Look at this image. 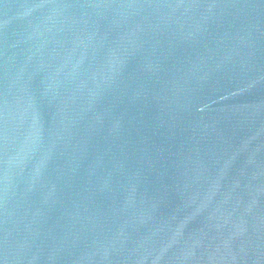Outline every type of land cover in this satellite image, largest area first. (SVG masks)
<instances>
[{"label": "water", "instance_id": "obj_1", "mask_svg": "<svg viewBox=\"0 0 264 264\" xmlns=\"http://www.w3.org/2000/svg\"><path fill=\"white\" fill-rule=\"evenodd\" d=\"M0 264H264V0H0Z\"/></svg>", "mask_w": 264, "mask_h": 264}]
</instances>
